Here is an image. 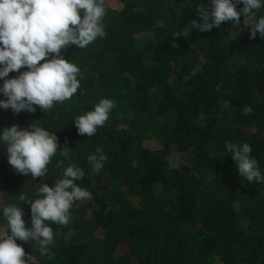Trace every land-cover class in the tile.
I'll use <instances>...</instances> for the list:
<instances>
[{
    "label": "trees",
    "instance_id": "1",
    "mask_svg": "<svg viewBox=\"0 0 264 264\" xmlns=\"http://www.w3.org/2000/svg\"><path fill=\"white\" fill-rule=\"evenodd\" d=\"M199 5L211 0H105V36L61 53L80 68L77 93L48 111L0 110V128L33 123L58 139L48 172L35 178L0 147V210L18 205L30 228L20 196L51 187L59 161L82 168L76 183L92 194L73 204L67 225L49 222L54 258L17 241L30 264H264V183L243 180L228 150L248 143L264 174V38L250 29L264 7L175 39L199 21ZM104 98L115 101L104 126L79 135L75 116ZM97 148L107 156L99 170L88 161Z\"/></svg>",
    "mask_w": 264,
    "mask_h": 264
},
{
    "label": "clouds",
    "instance_id": "2",
    "mask_svg": "<svg viewBox=\"0 0 264 264\" xmlns=\"http://www.w3.org/2000/svg\"><path fill=\"white\" fill-rule=\"evenodd\" d=\"M243 5L239 11L238 5ZM264 7V0H211L210 9L199 5V21L192 20L178 31L175 39H187L193 29L199 32L219 28L222 23L238 24L241 16L254 14ZM107 14L105 0H0V110H11L14 115L23 111L35 113L53 109L55 104L71 99L80 88V68L65 59L62 50L70 45L80 49L105 36L103 20ZM251 29V37L259 33L264 38V16ZM173 43V47H176ZM21 69H26L21 71ZM10 73H17L8 78ZM115 101L104 98L93 110L73 119L79 135L93 136L103 127ZM0 147L7 152L8 163L20 174L41 177L48 172L51 159L58 152L56 133L30 124L22 128L16 124L0 128ZM238 174L248 182L264 183L258 161L251 156L248 143L232 144L228 149ZM65 159L73 152L67 147L59 151ZM95 170L103 168L107 156L102 148L88 156ZM62 175L50 187L43 183L36 190L35 199L20 196L30 205L31 227H26L23 210L10 204L0 210V264H30L27 254L17 241H34L41 256L54 258L50 246L54 231L49 222L67 225L70 209L76 201L91 199V192L76 181L85 173L76 164L63 167Z\"/></svg>",
    "mask_w": 264,
    "mask_h": 264
}]
</instances>
